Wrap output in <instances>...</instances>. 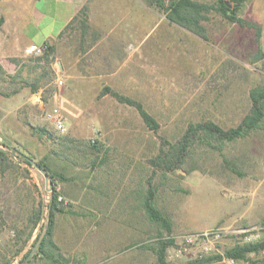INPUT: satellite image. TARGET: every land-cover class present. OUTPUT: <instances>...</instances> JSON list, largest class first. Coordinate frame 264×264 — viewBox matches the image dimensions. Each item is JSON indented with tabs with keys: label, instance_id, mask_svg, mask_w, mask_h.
<instances>
[{
	"label": "rangeland",
	"instance_id": "obj_1",
	"mask_svg": "<svg viewBox=\"0 0 264 264\" xmlns=\"http://www.w3.org/2000/svg\"><path fill=\"white\" fill-rule=\"evenodd\" d=\"M151 7L145 48L116 65L121 70L114 80L82 81V65L62 72L52 49L2 59L0 147L12 164L0 165V264H48L35 252L53 188L65 207L52 229L60 264H155L159 233L264 225V116L260 127L232 140L199 125L235 128L251 111L250 90L264 86V59L256 58L251 26L219 25L212 17L209 28L228 30L224 41L216 33L204 40L168 27V39L181 40L177 48L172 42L160 48L159 27L152 26L159 11ZM57 77L64 80L61 88ZM104 86L141 102L158 129H150L134 106L103 95ZM53 106L64 116V134L44 117ZM20 153L47 164L55 178L42 183ZM149 191L171 222L169 232L144 209ZM241 240L225 234L217 251ZM175 247H167V262L200 264L192 251L175 257ZM248 261L264 264L263 250Z\"/></svg>",
	"mask_w": 264,
	"mask_h": 264
},
{
	"label": "crops",
	"instance_id": "obj_2",
	"mask_svg": "<svg viewBox=\"0 0 264 264\" xmlns=\"http://www.w3.org/2000/svg\"><path fill=\"white\" fill-rule=\"evenodd\" d=\"M195 1L207 4L224 1L229 8L235 4V0ZM169 2L164 0L165 5ZM151 6L150 0H0V17L3 18L0 63L2 59L22 57L24 47L30 43L47 42L62 72H67L68 65H82L79 71L82 81L114 80V75L121 70L116 65H126L133 50L145 48L146 36L151 32ZM158 11L160 18L152 26L159 27L160 48H168L171 42L177 48L181 40L176 35L173 41L168 39V27L174 29L175 34L184 30L196 34L171 22L164 9ZM202 14L199 24L204 27L207 39L209 33H216L217 39L226 40L228 30L209 28L212 26L209 20L213 17L219 25L220 21L223 25L231 21L215 8ZM235 15L255 25L249 28L258 45L257 56L264 54V0H244ZM146 23L149 24L147 31ZM245 32L248 30H242Z\"/></svg>",
	"mask_w": 264,
	"mask_h": 264
},
{
	"label": "trees",
	"instance_id": "obj_3",
	"mask_svg": "<svg viewBox=\"0 0 264 264\" xmlns=\"http://www.w3.org/2000/svg\"><path fill=\"white\" fill-rule=\"evenodd\" d=\"M244 0H235V4L233 8H229L228 4L224 1H219L218 4H207L201 3L195 0H170V2L165 5L164 0H150V4L156 7L157 10L164 9L166 11V17L171 21L175 22L185 28L190 29L195 32L204 40H207V34L203 26L199 24L200 19L203 17L202 12H207L210 9H219L231 22H237L241 26L249 25L251 27H255L254 24L245 21L242 18H239L235 15V10L239 7V5ZM216 5V6H215ZM3 22V18L0 17V25ZM51 49V47H50ZM258 59L264 58V54H258ZM17 58H12V60H16ZM41 78H38V82ZM37 85H34V88ZM102 94H111L118 101L122 103H127L129 105L134 106L139 112L141 118L144 123L152 130H157L159 127V123L156 118L150 114L142 105L141 102L135 100L131 97L123 95L109 86H104ZM250 97L252 100V108L251 111L246 114L240 124L235 128H230L227 130L221 129L219 126L212 122H205L203 124H199L203 127L207 132L216 134L218 138H225L228 140H232L235 137L244 135L249 130L254 129L256 127H260L261 121L264 116L262 104L264 103V86H258L252 88L250 90ZM98 140H95L92 143V147H98ZM6 146L5 144H3ZM20 158L23 161H26L25 155L20 153ZM156 163H162L163 159L160 156L156 158ZM42 168H44L50 178H55V174L50 170L49 166L42 161L37 162ZM12 164V160L10 159L7 150L0 149V165H2V169H6L9 165ZM58 178H63V174L57 173ZM143 206L148 214V216L155 222H158L163 228H165L168 232L171 230V222L169 218L163 214L155 205L152 192L149 191L147 196L143 201ZM48 209V227L47 230L42 237L40 243L36 247L35 255L41 257L46 260L48 264H60L61 263V255L58 252L57 245L52 240V229L53 224L55 222V216L58 213L65 212V207L62 202L59 200V192L53 188V192L47 202ZM41 216V207L39 206L36 212V218H40ZM264 224V222H263ZM173 243L172 238H165L161 233L158 235V239L155 245L152 247L154 252L156 253L157 261L155 264H173L167 262L166 260V249L169 245ZM264 249V231L262 237L255 242L248 243H235L232 246L227 247L223 251V255L234 257L239 260H248L249 254L258 253ZM30 253V251H29ZM222 257L221 254H213L204 256L202 258L196 259L197 263H208ZM5 264H10V262H6Z\"/></svg>",
	"mask_w": 264,
	"mask_h": 264
},
{
	"label": "built area",
	"instance_id": "obj_4",
	"mask_svg": "<svg viewBox=\"0 0 264 264\" xmlns=\"http://www.w3.org/2000/svg\"><path fill=\"white\" fill-rule=\"evenodd\" d=\"M50 51V45L47 42L43 43H30L24 47L23 53L27 56H40ZM55 84L58 88H61L64 84V80L61 77H57ZM44 117L50 121L54 129L60 134L67 132V126L64 116L59 106H53L45 111ZM97 131V130H96ZM95 139L93 140V142ZM264 231V225L242 227L232 229L230 226L227 227H216L211 229H205L198 232L187 233L183 235H165V238H172L173 242L176 243L174 250L175 257L183 256L192 251V255L199 259L204 256L221 253L220 259L208 262L212 264H250L248 260H239L234 257L223 255L222 252L217 251V243L225 234H238L242 240L237 243H248L255 242L262 237ZM264 252V249H263ZM172 256V255H171ZM205 264V263H200ZM207 264V263H206Z\"/></svg>",
	"mask_w": 264,
	"mask_h": 264
},
{
	"label": "water",
	"instance_id": "obj_5",
	"mask_svg": "<svg viewBox=\"0 0 264 264\" xmlns=\"http://www.w3.org/2000/svg\"><path fill=\"white\" fill-rule=\"evenodd\" d=\"M1 150H4L2 147H0ZM25 164H27L29 167H33L35 173L37 174V176L40 178L41 182H45V180L47 179L48 177V174L46 172V170L44 168H42L36 161L32 160L31 158L29 157H26V161H24ZM47 217H48V214H47ZM48 220L46 221L45 223V226H44V229H43V232L40 236V238L38 239L37 241V244L40 243L42 237L44 236L46 230H47V227H48Z\"/></svg>",
	"mask_w": 264,
	"mask_h": 264
}]
</instances>
